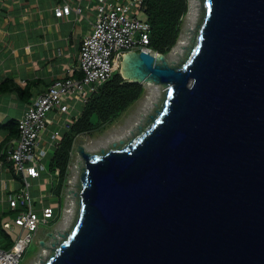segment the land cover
Instances as JSON below:
<instances>
[{"label":"water","instance_id":"water-1","mask_svg":"<svg viewBox=\"0 0 264 264\" xmlns=\"http://www.w3.org/2000/svg\"><path fill=\"white\" fill-rule=\"evenodd\" d=\"M205 7L182 67L123 56L125 80L165 100L122 148L76 139L78 216L44 264H264V0Z\"/></svg>","mask_w":264,"mask_h":264},{"label":"built area","instance_id":"built-area-1","mask_svg":"<svg viewBox=\"0 0 264 264\" xmlns=\"http://www.w3.org/2000/svg\"><path fill=\"white\" fill-rule=\"evenodd\" d=\"M94 1L92 28L82 39L77 55L80 75L71 74L51 82L44 92L25 103L17 120L18 132L9 160L20 187L8 195L14 218L12 223H7V228L18 235L9 249L0 248V264H19L39 225L55 218V207L59 210V199L51 191L55 178L43 160L50 154L52 157L62 132L69 130L81 115L98 86L119 71L122 56L140 50L158 54L149 47L150 25L142 7L143 0ZM85 9L89 6L77 2L73 7L68 0H63L53 8V14L62 18L71 13L81 15ZM48 125L52 129L48 130ZM44 183L51 185L49 195L54 199L46 200L40 194L31 193L33 185ZM38 199L41 204L35 209Z\"/></svg>","mask_w":264,"mask_h":264},{"label":"crops","instance_id":"crops-1","mask_svg":"<svg viewBox=\"0 0 264 264\" xmlns=\"http://www.w3.org/2000/svg\"><path fill=\"white\" fill-rule=\"evenodd\" d=\"M60 2L63 0H0V86H4L0 91L1 249L12 242L6 231L14 218L8 195L20 187L9 160L17 137L14 124L26 103L19 91L28 87L26 93L33 98L56 79L71 74L78 77V50L94 20V0H68L73 7L78 2L89 9L81 15L57 18L53 8Z\"/></svg>","mask_w":264,"mask_h":264},{"label":"rangeland","instance_id":"rangeland-1","mask_svg":"<svg viewBox=\"0 0 264 264\" xmlns=\"http://www.w3.org/2000/svg\"><path fill=\"white\" fill-rule=\"evenodd\" d=\"M205 10V0H188V12L182 18L178 40L168 54L162 55L167 65L182 67L190 59L197 42V33ZM140 17L143 18V14H140ZM155 54L157 55V62L162 63L159 58L161 54ZM122 60H124L123 56L120 62ZM119 73L124 79L126 78L123 75L122 66ZM142 85L145 89L142 97L129 106L114 123L107 125L102 132L96 131L78 136V138H83L82 145L87 151L98 154L102 149L107 151L112 148H122L125 144H128V141L133 140L138 134L146 130L149 122H152V117H157V111L161 109L168 87L164 88L161 83L155 84L153 81L143 82ZM121 141L122 143H120ZM77 147L78 144L75 142L62 193L63 204L61 208L59 207L60 210L55 207V213L60 214V217L56 221L54 218L49 223L39 225L35 238L26 247L19 264H44L45 259H48L53 253V249H56L59 243H62L74 228L79 212L80 176L84 168V162L77 153ZM50 157L51 154L43 160L46 166H48ZM50 190L51 185L44 183L33 185L31 193L33 195L40 194L46 200L54 199V194L49 195ZM40 204L41 200L38 199L35 209H39ZM44 204L47 203L44 202ZM6 230L11 241L14 242L18 235L17 232L8 228ZM49 232L53 233V237L47 236ZM40 239L45 242V247L40 245Z\"/></svg>","mask_w":264,"mask_h":264},{"label":"trees","instance_id":"trees-1","mask_svg":"<svg viewBox=\"0 0 264 264\" xmlns=\"http://www.w3.org/2000/svg\"><path fill=\"white\" fill-rule=\"evenodd\" d=\"M146 21L150 25L149 47L159 54L166 55L175 46L182 24V18L188 12V0H143ZM28 87L20 90L22 99L31 98ZM30 88V87H29ZM4 86H0V91ZM144 86L126 81L119 71L105 83L98 86L83 106L81 115L74 120L69 130L62 132L57 148L48 163L49 174L55 178L52 193L59 197V207L63 202V189L70 164V154L79 135L102 132L107 125L114 123L123 112L144 94ZM14 124V123H12ZM17 135V123H15ZM59 208V210H60ZM60 214L55 215L59 219ZM7 237V236H6ZM8 243L6 249L12 245Z\"/></svg>","mask_w":264,"mask_h":264},{"label":"bare ground","instance_id":"bare-ground-1","mask_svg":"<svg viewBox=\"0 0 264 264\" xmlns=\"http://www.w3.org/2000/svg\"><path fill=\"white\" fill-rule=\"evenodd\" d=\"M126 54H128V53H126ZM126 54H125V55H126ZM153 55H154L155 57H157V55H156V54H153ZM145 83H146V82H145Z\"/></svg>","mask_w":264,"mask_h":264}]
</instances>
